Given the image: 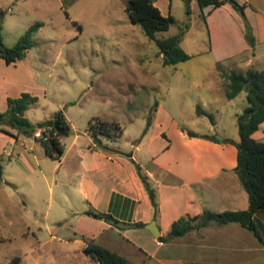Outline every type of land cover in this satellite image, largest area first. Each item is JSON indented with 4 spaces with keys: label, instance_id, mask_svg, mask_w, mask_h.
I'll use <instances>...</instances> for the list:
<instances>
[{
    "label": "crops",
    "instance_id": "obj_1",
    "mask_svg": "<svg viewBox=\"0 0 264 264\" xmlns=\"http://www.w3.org/2000/svg\"><path fill=\"white\" fill-rule=\"evenodd\" d=\"M239 1L247 6L246 16L255 45L246 40L244 18L231 4L218 8L208 6L204 11L208 12L213 56L219 67L230 72L262 70L264 51H259L258 46L264 40V11L255 10L253 0ZM172 4V0L155 2L163 15H173L178 23L180 19L173 14ZM220 74L218 70L219 91L225 96ZM40 91L28 56L11 64L0 57V111L7 110L10 97H19L23 92L38 96ZM162 109L160 105L149 128L147 122L142 124L131 143L120 144L118 140L103 138L106 147L122 153L97 146L88 125L81 128L70 118L68 108L63 109L72 132L62 139L66 150L61 160L46 154L36 140L41 134L39 130L33 136L46 156L55 161L51 170H46L38 161L39 167H35L25 151L19 149L18 142L24 141L20 145L25 150L29 144L22 133L16 129L11 134L0 133V190L7 192L6 185H9L19 191L26 182L23 203L29 201L33 205L40 195L48 192L49 207L53 205L63 215L53 223L59 227L69 224L71 233L64 239L82 242L84 264H98L84 252L85 239L117 252L133 264H251L264 260V245L240 223L211 225L169 241L160 239L168 235L172 223L183 215H198L206 209L223 212L249 208V195L235 172L237 147L190 136L170 115L163 121L159 117ZM168 123L173 124L175 141H170ZM253 137L264 141V122ZM137 164L155 189L157 214ZM9 165L12 171L7 175ZM90 209L109 213L120 224L116 226L105 218L88 215L86 212ZM138 222L144 225H131ZM149 227L159 235L155 236Z\"/></svg>",
    "mask_w": 264,
    "mask_h": 264
},
{
    "label": "rangeland",
    "instance_id": "obj_2",
    "mask_svg": "<svg viewBox=\"0 0 264 264\" xmlns=\"http://www.w3.org/2000/svg\"><path fill=\"white\" fill-rule=\"evenodd\" d=\"M127 1L0 0V12L4 13L0 27L7 46H14L32 25L42 23L33 36L34 46L27 53L41 87L38 103L27 111L30 121L37 123L68 108L70 118L81 128L87 127L93 117L120 122L124 134L117 140L125 144L132 142L142 124L153 119L161 105L159 117L163 121L168 114L181 128L199 135L195 137L214 141L211 137L220 140L225 136L239 141L237 119L248 105L247 91L233 99L219 91L217 71L222 72L219 79L225 90L230 70L219 67L211 49L208 12L204 10L212 5L202 8L199 0L189 6L186 0H172L173 14L180 22L159 32L158 37L183 31L181 46L192 58L166 65L157 43L129 18ZM241 4L245 11L246 4ZM252 4L255 10L264 11V0H253ZM240 14L245 26L249 24L252 30L246 11ZM246 40L250 43L247 36ZM258 50L264 51V40ZM198 107L213 113L215 119L199 115ZM22 134L33 147L30 149L26 143L25 150L20 145L24 141H20L19 149L25 151L35 167L40 164L51 170L55 161L46 156L33 136ZM168 134L170 141L177 140L173 124L168 123ZM220 141L214 142L225 143ZM11 171V166H7V175ZM27 188L28 183L24 182L19 191L9 185L7 192L0 190V264L14 256H20L23 264H84L82 242L64 239L71 233L69 224L59 227L53 223L63 215L53 205L49 207L48 192L40 195L34 205L28 200L24 204ZM259 221L264 226V212ZM251 264H264V260Z\"/></svg>",
    "mask_w": 264,
    "mask_h": 264
},
{
    "label": "trees",
    "instance_id": "obj_3",
    "mask_svg": "<svg viewBox=\"0 0 264 264\" xmlns=\"http://www.w3.org/2000/svg\"><path fill=\"white\" fill-rule=\"evenodd\" d=\"M157 0H128L126 12L134 24L141 25L145 34L154 40L160 48L166 65L178 64L188 61L192 55L186 52L181 46L183 31L169 37H158L159 32L167 31L171 26L177 24L173 15H163L158 6ZM188 6L190 3L186 0ZM201 7L212 5L218 8L225 3H230L243 15L245 14V5L237 0H199ZM188 14L191 10L188 9ZM4 13L0 12V19H3ZM42 23L37 22L32 25L26 33L19 39L14 46H7L4 43L2 27H0V57L5 59L8 64L16 63L27 56L28 50L34 46L33 36L38 31ZM246 36L252 46L255 45V38L249 24L246 27ZM247 91L248 105L244 111L238 115V128L240 140L235 141L230 138L222 142L233 143L238 149L237 166L235 172L249 195V208L240 211H213L206 209L198 215H183L175 220L166 236H161L163 241H169L177 237L184 236L190 231L200 230L203 227L211 225H227L231 223H240L243 227L250 230L264 245V226L259 221L260 214L264 212V141L257 140L253 134L264 122V69H249L246 72L231 71L228 74V83L225 86V96L233 99L242 91ZM39 97L30 92H23L19 97H10L8 99V108L6 111H0V133L11 134L8 128L17 129L20 133L34 136L38 130L42 134L36 137L45 149L46 154L56 160H61L65 153L66 146L63 138L72 132V125L63 109L56 111L50 118L32 123L27 117V111L37 104ZM198 114L208 115L212 120L214 116L198 107ZM152 119L147 123L149 128ZM90 135L97 146L106 150H112L122 153L118 149H110L103 144V138L117 140L124 134V127L116 120H107L101 117H93L87 127ZM190 136H199L194 131H188ZM212 140L221 142L216 137ZM137 169L142 178L156 209L159 210V204L155 189L151 186L148 176L142 171V167L137 164ZM2 175V165L0 163V177ZM98 218H105L112 224L118 226L119 220L109 213L90 209L86 212ZM130 224V223H125ZM131 225L143 226L144 223H132ZM86 246L84 252L98 264H133L127 258L114 252L93 240L85 239ZM3 264H23L20 256L12 257Z\"/></svg>",
    "mask_w": 264,
    "mask_h": 264
},
{
    "label": "water",
    "instance_id": "obj_4",
    "mask_svg": "<svg viewBox=\"0 0 264 264\" xmlns=\"http://www.w3.org/2000/svg\"><path fill=\"white\" fill-rule=\"evenodd\" d=\"M193 0H188L189 3H191ZM220 140H222L223 138L222 137H219ZM150 231L155 235V236H158L159 233H156L152 227H149Z\"/></svg>",
    "mask_w": 264,
    "mask_h": 264
},
{
    "label": "built area",
    "instance_id": "obj_5",
    "mask_svg": "<svg viewBox=\"0 0 264 264\" xmlns=\"http://www.w3.org/2000/svg\"><path fill=\"white\" fill-rule=\"evenodd\" d=\"M39 131H40V132H41V134H42V130H39ZM41 134H40V135H41Z\"/></svg>",
    "mask_w": 264,
    "mask_h": 264
}]
</instances>
